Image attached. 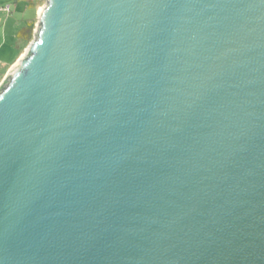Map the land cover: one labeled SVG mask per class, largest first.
<instances>
[{
	"label": "water",
	"instance_id": "95a60500",
	"mask_svg": "<svg viewBox=\"0 0 264 264\" xmlns=\"http://www.w3.org/2000/svg\"><path fill=\"white\" fill-rule=\"evenodd\" d=\"M0 264H264V0H44L0 83Z\"/></svg>",
	"mask_w": 264,
	"mask_h": 264
},
{
	"label": "crops",
	"instance_id": "0c3cea01",
	"mask_svg": "<svg viewBox=\"0 0 264 264\" xmlns=\"http://www.w3.org/2000/svg\"><path fill=\"white\" fill-rule=\"evenodd\" d=\"M4 0H0V6L3 5ZM33 6V14L31 17L26 18L23 25L9 28V17L4 16L7 11L0 10V83L5 78L10 67L16 62V60L23 54L25 48L33 37V29L36 23L38 10L40 3L38 0L36 2H31ZM10 7V6H9ZM11 9L9 8L10 12ZM30 23H33L32 33L30 32L20 34V30Z\"/></svg>",
	"mask_w": 264,
	"mask_h": 264
},
{
	"label": "rangeland",
	"instance_id": "374dc122",
	"mask_svg": "<svg viewBox=\"0 0 264 264\" xmlns=\"http://www.w3.org/2000/svg\"><path fill=\"white\" fill-rule=\"evenodd\" d=\"M31 2H36V0H4L3 6L8 4L11 9L10 12H2L4 13V16L9 17V28L12 29V27L16 26V24L18 26H22L24 21H26V18L32 16L34 8L33 6H31ZM43 2L44 0H39V3L41 5L43 4Z\"/></svg>",
	"mask_w": 264,
	"mask_h": 264
},
{
	"label": "trees",
	"instance_id": "16d2710c",
	"mask_svg": "<svg viewBox=\"0 0 264 264\" xmlns=\"http://www.w3.org/2000/svg\"><path fill=\"white\" fill-rule=\"evenodd\" d=\"M32 29H33V23H30L28 26L22 28L19 33L23 34V33L30 32V34H31L32 33Z\"/></svg>",
	"mask_w": 264,
	"mask_h": 264
},
{
	"label": "built area",
	"instance_id": "2783aa9c",
	"mask_svg": "<svg viewBox=\"0 0 264 264\" xmlns=\"http://www.w3.org/2000/svg\"><path fill=\"white\" fill-rule=\"evenodd\" d=\"M39 1V0H38ZM9 5L8 4H6L5 6H0V10H5V11H9Z\"/></svg>",
	"mask_w": 264,
	"mask_h": 264
}]
</instances>
